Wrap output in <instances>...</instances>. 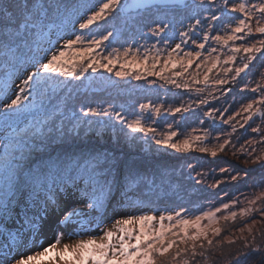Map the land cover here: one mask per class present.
I'll list each match as a JSON object with an SVG mask.
<instances>
[{
  "label": "snow or ice",
  "instance_id": "1",
  "mask_svg": "<svg viewBox=\"0 0 264 264\" xmlns=\"http://www.w3.org/2000/svg\"><path fill=\"white\" fill-rule=\"evenodd\" d=\"M204 3L211 5L215 0H199V4ZM142 6V3L136 5ZM123 7L121 0H98L87 8L84 4L70 0H0V66L24 69L23 78L17 77L20 79L17 90L10 89L8 81H5L0 89L4 93L3 102L0 104V264H158V261L159 264H190V259L194 260L197 255L204 256L203 251L197 250L204 249L205 242L208 246L213 245L210 234L220 236L222 229L213 225L218 224L221 219L235 220L238 214L236 211H230L237 203L236 200L192 215H188L184 209L162 210L159 215L152 210L137 209L128 212L123 207L127 203L125 200L120 201L117 207H112L113 199L110 193L116 186L119 166L124 162L114 155L110 156L95 149L88 152L81 150L78 155L69 157L67 162L59 157L49 158L40 166L33 167L30 156L37 147L33 141L44 143L46 134L43 127H47L49 132H64L63 127L55 128L54 112H49L45 106V100L49 104L52 101L49 91L54 92L59 86L54 82L55 77H48L46 74L79 80L89 70L97 72L104 69L113 73L114 67L118 65L119 70L114 72L116 77L134 75L135 79L140 80L145 78L146 73L158 76L177 88H187L189 85L179 83L177 78H183L187 74L196 84L208 86L210 74L219 67L224 76L212 77V84L223 86L230 81L236 83L238 78H246L250 66H254V61L258 60L257 54L264 56V0H259L258 3L223 0L208 20V28L211 29V21H220L223 17L226 21L221 29L223 34L217 32L210 36L205 30L203 42L191 39L197 51H187L181 56L182 45L176 43L166 59H162L159 51L152 55L146 50L141 56L138 49L134 51L131 47L122 50L112 48L111 52L98 59L97 49L104 46L114 35L113 31H107V34L90 33L87 41L80 34L72 38L67 31L69 23L73 27L78 25L80 30H88ZM81 9L84 11L81 12ZM200 24L201 20L197 19L195 25H190L189 28L191 30ZM169 27L166 23L158 24L149 31L154 36H159ZM55 29L64 30V36L67 38H63L62 44L59 40H51ZM255 34H259L260 38H256ZM179 36L182 43L188 42L189 32L181 31ZM210 39L228 49L223 53V59L220 55L212 56L213 52H217V48H211L208 55L202 58L200 50H205L206 42ZM44 41H47L46 47L42 46ZM238 41L241 43H237ZM164 43L167 44L168 41L165 40ZM161 60L162 64L158 68L157 64ZM142 61L145 65H150L144 67L143 71L138 67ZM194 61H199L195 64L198 71L192 73L189 69L193 67ZM261 67H264V62ZM170 68L171 75H166ZM228 74H231L230 80ZM6 75L10 80L12 74ZM259 75L261 81L256 82L255 87L250 83L243 84L241 91L246 90L252 95L244 97L246 102H241L240 109L228 115L227 119H223L227 108L223 111L213 108L205 113L207 117L212 118L214 113L219 111L224 124H229L239 116L243 120L241 128L248 125L253 133L259 134V139L247 140L240 146V151L246 153L247 158L243 161L245 164L264 162V147L259 150L256 147L264 145V72ZM8 91H12L11 97L7 95ZM202 91L204 89H197V92ZM37 100L38 109L44 113V118L36 123L42 124L43 127L36 128L32 135L24 129H13L9 132V121L13 116H19L22 102L29 101V105L24 106L25 110H28L30 106H36L33 102ZM199 103L206 104L207 100L201 99ZM161 107L140 105L142 111L150 109L157 116L160 115ZM169 111L180 113L188 109L181 106ZM81 112L84 116H114L132 132L151 135L156 145H165L177 152H187L194 148L215 157L218 152H224L231 143L228 138L219 142L220 136L215 137L216 144L205 143L211 135L208 130H205L202 136L186 135L177 142H173V138L178 135L176 131H170L157 139L156 129L145 124L141 117L127 120L119 111L112 110L111 106L88 107L86 111L82 108ZM256 116L261 118V124L253 126ZM250 121L252 123H249ZM236 123L231 125L233 132L236 131ZM17 152L19 155H16ZM232 154L236 155L235 152ZM261 167L264 168V163H261ZM133 169L134 166L129 167L128 179L138 181L140 174ZM114 170L117 176L109 180ZM220 171L227 172L228 169L221 168ZM50 175L53 177L54 188L47 185ZM244 175L246 177L248 173L245 172ZM240 178L239 172L230 176L232 181ZM221 182L217 180L209 186L216 187ZM24 185L33 188L39 186L50 193L42 198L43 204H37L31 215L28 211L21 215L17 210L21 200L16 201V208L11 206L10 197L20 192ZM261 185H264V176L253 186ZM62 192L69 196V201L64 200ZM76 196L79 198L71 199ZM257 201L264 202V191L249 199L248 203L255 205ZM252 210L242 208L239 214L247 215ZM110 211L112 216L108 215ZM221 212H227V215L218 216ZM204 221H207V224ZM46 228L51 229L53 234L45 244L42 241L45 239ZM240 231L243 232L244 229ZM248 231L251 232V229ZM65 239L69 242H63ZM229 243L234 241L230 239ZM243 249L247 251L236 253V264H239L241 258L252 255L256 258L249 264H264V242L257 243L256 237L252 236L250 240H244Z\"/></svg>",
  "mask_w": 264,
  "mask_h": 264
},
{
  "label": "rangeland",
  "instance_id": "2",
  "mask_svg": "<svg viewBox=\"0 0 264 264\" xmlns=\"http://www.w3.org/2000/svg\"><path fill=\"white\" fill-rule=\"evenodd\" d=\"M81 1L87 2V7H90L92 4L97 3L96 0H76L75 3L79 4ZM124 0H121V3H123ZM236 2H239V0H236ZM245 2L250 3H258L259 0H245ZM223 3V0H215L214 4H199V0H192L191 3L184 8H177V7H161V8H153L152 10H142L135 14H123L121 12V8H118L114 13H111L106 17L104 21H99L97 24H94L90 27L88 30H83L82 34L85 38V41H87L90 36V33H103L107 34V31H113L114 35L109 38L108 41L104 43V46L97 49V58L99 59L103 55H107L109 52H111L112 48H120L121 50L125 47H131L133 50H139V54L141 56L144 55L145 51H150V54L155 55L157 51H159L162 59H166L168 52L172 47L175 46L176 43H181V52L180 55L182 56L184 52L187 51H197L195 45L191 43V39H196L197 42H203V31L207 30L209 32V35H215L217 32L220 34H223V31H221L223 27V23H226L224 21V18L221 17L220 21H211L212 28H208V20L210 15L215 12L217 8L220 7V5ZM86 7V8H87ZM84 10V9H83ZM165 11L180 13V16L178 15L176 18L172 19H166L163 20L162 24H168L170 23L169 29H166L165 32L161 33L159 36H154L149 29L156 27L158 24H151L145 31L146 28L143 26V22L148 21V23H151V21H154L155 19H152L154 12V15L156 18L159 17L160 13ZM216 14L219 16L220 13L216 12ZM144 15V16H142ZM236 15V14H232ZM182 20V24L180 21ZM201 20L200 25H196L194 28L190 30V25H195L196 20ZM162 21V20H161ZM192 21V22H190ZM181 31L189 32V38L187 43H182L181 38L179 36V33ZM256 38H260L259 34H255ZM251 40L252 38H248ZM167 40L168 43L165 44L164 41ZM241 43V42H237ZM211 48H217V52H213L212 56L220 55L223 59V53H226L228 51L227 48H222L220 45L216 44L211 39L206 42L205 50H200L202 52V58L208 55V52ZM242 55V53H241ZM259 55V54H257ZM264 61V56H259L258 60ZM254 61V66H250L249 71H254L256 69V65ZM199 63V61H194L193 67L189 69L190 72L195 73L198 71L195 67V64ZM237 63H239V56L237 58ZM162 64V60L158 62L157 67L159 68ZM150 65H145L142 61L141 64L138 66L141 71H143V68ZM227 67V65L225 66ZM119 70V66L117 65L113 69V73H108L104 69H99L97 72H92L89 70L87 73H84L80 80H84V85H74L72 88V91L66 90L67 84L71 81H77V79L71 78V77H63V76H55V74H46L48 77H55L54 82L59 84V86L55 89L54 92L49 91V96L52 97V101L49 104L47 100H45V106L49 110V112H54L53 119L55 121V128H61L64 127V123L68 122L67 119L69 116L73 119V121L70 123V125L77 126L80 123H85L88 125H92V122L96 121L100 128H108V126H111L113 129L116 127H113L115 123H105L103 120H98L100 116L96 115H88L84 116L82 113L74 116V112L80 111L84 106L83 103L79 104V106H76L77 101L74 95H77L78 92L84 91L81 95H87L90 96L88 93H91L93 89L96 87H99L101 89L107 90L110 95H118L121 94L122 96H125L129 98V100H126L122 104V101H119V104L116 106H111L112 110L119 111L122 116H124L127 120L135 119L136 117H141L142 121L150 125L152 128L156 129V138H162L163 135L167 134L170 131H176L178 135L173 138V142H177L178 140L183 139L186 135L196 136L200 135L202 136L205 130H208L211 135L208 138V141H205V143H211L216 144L217 140L215 139L216 136H220V141L223 142V139L228 138L231 140V143L226 147V150L224 152H218L215 157L220 156L222 160H226L230 162L232 160L233 162H239V153L246 154L244 152L240 151V146L242 144H245V141L250 139H259V134L253 133L251 131V128L248 127V125H245L244 128L240 127V124L243 123V120L241 117H236L234 121H231L229 124H224L222 122V118L218 112H215L212 118H209L205 115L207 111L210 109H217L220 111H223V109L227 108L230 104L226 101V98L223 97L225 95L224 93L227 92L230 88L228 86H225L221 89L222 86H217L212 84V77L215 76H221L223 77V72L220 70L219 67L213 70V72L210 74L209 84L208 86H205L204 84H196L190 76L185 74L183 78H177L179 83H186L189 85V87L184 88L180 87L177 88L174 84L167 83L165 80L160 79L158 76H150L144 73V77L140 80H137L134 78V75H129L125 78H119L114 75V72ZM176 71H179L180 69H175ZM34 71V70H32ZM172 69L170 68L165 74L171 75ZM260 72H264V68L259 70ZM242 76L244 74H241ZM231 77V76H230ZM0 76V84L7 81L8 78L5 77L1 80ZM202 78V77H201ZM239 79V78H238ZM230 80V78H229ZM62 81V83H60ZM261 78L260 75L258 76L256 81L249 82L252 87H255L256 82H260ZM197 89H204L202 92H197ZM101 91V92H103ZM211 92V95L209 93ZM248 96H251L252 94L250 92H246ZM95 92H92L91 95H94ZM32 98L30 97L29 100ZM114 99V98H113ZM135 103L134 106H131V100ZM201 99H206V104H200L199 101ZM239 99V98H238ZM118 99H116L117 102ZM235 102V98H233ZM237 101V100H236ZM241 102H246V100L242 99L239 102H236L237 105L231 110L223 113V119H227L228 115L233 114L235 111L240 109ZM36 106H30L28 110H25L24 106L29 105V101H23L21 106V112L18 117L22 116V113H25V115H31L33 111L36 112V116L30 117L29 119L23 120L18 126H16V131L18 130V127L20 126V129H27L31 130L34 129V132L36 131V128L43 127L42 124H37L36 121L40 120L43 121L44 113L39 111L38 105L39 100L33 102ZM110 103H113V101H110L109 104H105L102 106V108H109L107 105H111ZM224 103V104H223ZM233 103V102H232ZM141 104H151L153 107H161L160 115H156L154 112L149 110H141L140 105ZM98 104L88 105L91 107H96ZM129 105V106H128ZM128 106V107H127ZM187 108L188 111H182L180 113H173L169 111V109H174L176 107ZM116 108V109H114ZM86 111V110H85ZM72 114V115H70ZM67 115V116H65ZM245 115V114H242ZM15 117V116H14ZM17 117V116H16ZM112 120L116 121L114 116L110 117ZM13 119V118H12ZM255 126L256 124H261V118L259 116L254 117ZM236 121H239V123H236ZM25 125L23 126V124ZM233 123H236V131H232L231 125ZM249 123H252L251 121ZM120 125H122L120 123ZM169 125H171V128H169ZM125 127H122L121 129L123 132H125L128 136H136L138 139L141 140V147L143 149V153H146L144 156H147L145 160L148 158L155 157L156 155H161L164 157H170L178 160H182V163L178 166V168H185L187 170V174L182 177H186L187 179L186 184H188V180H193L196 182H200L201 180H204V191H208V194H213L209 196H202L200 198H197L198 200L190 203L187 202L186 198H183L178 200L174 204V206L167 204L166 208H162L161 202H159V206L157 210H153V208H150L148 210H152L157 215H159V211L162 210H175L180 211L182 209L187 210L188 215L192 214H199L201 210H209L214 209L215 207H219L222 205V203H230L232 200H236L237 203L230 209V211H236L238 214L235 218V220L229 219L230 223H232L231 229L227 228L226 232L223 234V239L226 241H229L230 239L233 241L237 240L238 242L244 241L245 239H250L249 237L251 235H254L255 232L259 231L261 228L264 227V207L261 205L262 201H257L255 205H249L248 200L254 198L256 195L260 194L262 191H264L263 186H257L252 187L248 190H245L244 192H236V191H227L226 186L222 185L227 181H230V176L233 174H229V178L226 177V172H221L220 169H228L231 164H229L228 167H208L207 162H211L212 157L210 154H186L183 156V158L178 157V153L176 150L168 148L165 145H156L155 141L153 140L151 135H145L143 133L139 132H132L126 127V124H124ZM264 126V125H262ZM13 127V125H12ZM13 128L10 131H12ZM29 130V131H30ZM245 130L244 133L242 131ZM44 133L49 132L47 127H43ZM29 135H32L33 132H28ZM230 134V135H229ZM38 140L36 141V145H38ZM247 147V145H245ZM257 149L264 147V145H257ZM195 150L194 148L192 150H189L187 152H191ZM235 152L237 155L234 156L232 153ZM55 154V153H54ZM17 155V153H16ZM177 156V157H176ZM199 157L201 159H206V161L198 160L195 162H188L184 164V161L186 159H192ZM177 160V161H178ZM198 162V163H197ZM227 162V163H228ZM191 165L192 167H189ZM197 173H201L202 175H197ZM52 176H50L51 178ZM161 176L158 177L157 180H154L153 175L147 180V184L153 185L154 190H151V194L153 195L154 192H160L164 193V190L161 186ZM166 179V178H165ZM50 180H53L50 179ZM167 180V179H166ZM222 181L219 183L216 187H210L209 185H212L215 181ZM193 183V182H191ZM175 186H177L175 184ZM156 189H159L156 191ZM213 190H218L219 193L215 194ZM243 193V194H242ZM62 194V193H61ZM216 195V196H214ZM187 196V195H186ZM69 197L66 199L69 201ZM72 200L77 199L72 197ZM153 199H155L153 197ZM121 201L124 200V198L120 199ZM166 202V201H163ZM33 206H29L28 211L31 213L34 209H31ZM242 208H252L253 210L248 213L247 215H240V209ZM148 210H141V211H148ZM218 216L227 215V212H221L217 214ZM227 220L221 219L218 224H214L213 227H220L222 230L223 228L222 224H225L224 222ZM167 223V222H165ZM205 224H207V221H204ZM110 226V225H109ZM251 229V232L248 231V229ZM240 229H244L243 232L240 231ZM52 230L49 228L45 229V239L42 241L43 243H47L49 239H51L52 236ZM86 238V237H85ZM209 238L213 239L215 236H212L210 234ZM75 239V238H74ZM63 242L67 243L69 242L67 239H65ZM207 244V243H206ZM183 247V245H181ZM35 250V249H33ZM51 264V262H49ZM159 264V261H158Z\"/></svg>",
  "mask_w": 264,
  "mask_h": 264
},
{
  "label": "trees",
  "instance_id": "3",
  "mask_svg": "<svg viewBox=\"0 0 264 264\" xmlns=\"http://www.w3.org/2000/svg\"><path fill=\"white\" fill-rule=\"evenodd\" d=\"M76 0H70V2H75ZM98 2V0H96ZM79 4H84L85 7H87V2L81 1ZM121 10V9H120ZM84 11L81 9V12ZM152 19H155L154 21H151V23H148V21L145 20L143 22V26L146 28L144 31L151 25V24H162L163 20L166 19H172L176 18L178 15L180 16V13H177L176 11L170 12L163 10L159 17L156 18L154 15V12L152 13ZM144 16V15H142ZM162 20V21H161ZM179 25L182 24V20H179ZM192 22V21H190ZM171 23V20H170ZM170 23H168L170 25ZM169 29V28H168ZM67 31L69 32V35L74 38V35L76 34H82L83 30H80L78 28V25L73 27L71 23L67 25ZM53 35H51L52 41L59 40L60 43H63V38H67L64 36V30L63 29H55ZM42 46H47V41L42 42ZM42 55V53H41ZM260 55H258L259 57ZM264 62L261 59L257 62H255L256 69L254 71L248 70V76L244 79H238L236 83H232L231 81L223 85L221 87L224 88L225 86H228L230 89L225 92L223 97L226 98V101L229 100L230 102L227 109L231 111L236 105V102H239L244 97L248 96L247 91H241V88L243 87V84L249 83L251 81H256L259 76V70L264 68L261 67V63ZM29 71L35 70V69H28ZM6 73H11V79L9 80ZM24 75V69L23 68H5L3 66H0V76L2 79L5 77L8 78V83L10 89L17 90V86L20 84V79L23 78ZM224 76V73H223ZM231 74H228V78H230ZM244 76V75H243ZM242 76V77H243ZM19 77L20 79H18ZM261 78V76H260ZM83 79L82 80H71L67 86L66 90L72 91V88L74 85L78 84L83 86ZM5 82L0 84V89L3 88ZM96 87L91 91L95 92L94 95H91V93H88L90 96L87 95H81L84 91L78 92L77 95H74L77 101V105L82 104L83 109L87 110L88 105L98 104L96 107L92 108H102L105 104H109L110 101H113V103H110L111 105L107 106H116L119 104V101H122V104H125L124 102L126 100H129V98L122 96L121 94L118 95H110V93L107 92V90ZM3 91H0V104L3 102ZM8 96H12V91H8ZM114 98V99H113ZM235 98L234 100H232ZM239 98V99H238ZM116 99L117 102H116ZM130 105L134 106L132 102V99ZM237 100V101H236ZM233 102V103H232ZM224 104V103H223ZM129 106V105H128ZM127 106V107H128ZM116 109V108H114ZM81 110L78 112H74V116L81 114ZM72 115V114H70ZM36 112L33 111L31 115H25V113H22L21 117H14L9 121L11 124V127L8 129L11 130L12 128L15 129L18 124L23 122L25 119H29L30 117H35ZM67 116V115H65ZM73 117V116H71ZM69 116L67 119L68 122L64 123V132L63 134L59 131L53 130L52 132H46V138L44 139V143L40 144L38 142L37 147H35L31 153L30 159L33 162V167L40 166L42 162H46L49 158L56 159L60 158L61 160H64L67 162L68 158L75 155H78L81 150L84 152L91 151L93 149L98 151H103L108 153L110 156L114 155L118 160L123 161L124 163L120 165V172L118 175L116 186L112 188V192L110 193L111 198L113 199L112 207H117L120 203V199L124 198L127 203L123 205L124 209L128 212H134L137 209L139 210H148L150 208H153V210H157L159 206V202H161L162 208H166L167 204L174 206L178 200L181 201V199L186 198L187 202L193 203L197 201V198H200L202 196H209L213 194H208V191H204V180H201L200 182H196L193 180H188V184H186V177L187 174H184L187 172V170L184 171L185 168H178V166L182 163V160L170 158V157H164L161 155H156L155 157L147 158V156H144L146 153H143V149L141 147V140L138 139L136 136H128L123 130L122 127H125L123 123H121L119 120H112L111 116H100L98 120H103L105 123H115L113 127H116L113 129L111 126H108V128H100L99 124L94 121L92 122V125H88L85 123H80L77 126L70 125L69 122H72L73 119ZM56 120V119H53ZM120 123L122 125H120ZM13 125V127H12ZM22 125V124H21ZM20 125V126H21ZM25 123L23 124V126ZM20 126L18 127V130H20ZM59 128V127H58ZM74 129V130H73ZM27 132H34V129L27 130L24 129ZM11 132V131H10ZM245 130L242 131L244 133ZM33 143L36 144V141H33ZM227 152V150H226ZM55 153V154H54ZM205 154L196 150H193L191 152H180L178 153V157L183 158L186 154ZM17 155H19V152H17ZM237 155V154H236ZM235 155V156H236ZM176 156V157H177ZM239 157V162H233L230 160V162L226 160H222L220 156L212 158L211 162H207L206 159H201L199 157L192 159H186L184 161V164L188 162H195L198 160L206 161L208 167H228L229 164L230 167H228V171L226 172V177L229 178V174L233 172L232 175H235L236 173H240L241 178L236 181H227L222 185L226 186V190L230 192H244L245 190H248L252 187H254V183L258 182L261 178V176H264V168L261 167V163L264 162H257L256 164H245L243 163L244 159H246V154L239 153L237 155ZM178 160V161H177ZM228 162V163H227ZM198 163V162H197ZM134 166V172H137L140 174V178L138 181H132L128 179V173H129V167ZM27 171V169L25 170ZM247 172L248 175L245 177L244 173ZM153 175L154 180H157L159 176L164 178L161 180V186L164 190V193L160 192H154L153 195L151 194V190H154L153 185L147 184V180ZM51 176V175H50ZM48 178L47 185L49 188H54L53 185V177ZM117 176V173L115 170L113 171L112 176L109 177V180H111L113 177ZM167 180H166V179ZM193 182V183H191ZM175 184L177 186H175ZM264 187V185H261ZM257 187V186H255ZM159 189H156L158 191ZM215 194H218V190H213ZM21 193H23V196L21 197ZM243 194V193H242ZM46 195H50V193L46 192L44 189L40 188L39 186H35L34 188L30 185H24L21 187L20 192H17L14 196L10 197L12 200V207L16 208V201L21 200L18 207V211H20L21 215L25 211H28L29 206H33L31 209L36 208V205H42L43 204V197ZM64 197V200L69 197L67 194L63 193L61 194ZM187 195V196H186ZM216 196V195H214ZM77 199L79 198L76 196ZM74 197V198H76ZM153 197L155 199H153ZM35 201V204H34ZM166 201V202H163ZM27 205V207H25ZM131 205V206H129ZM264 207V202L261 204ZM29 215L31 213L28 211ZM112 212L110 211L108 213L109 216H112ZM122 214V213H121ZM11 222V221H10ZM225 224L223 225V229L221 231L220 236H215L213 238V245L208 246L205 242L204 249H199V251L204 252V256L197 255L194 260L190 259V264H236L235 256L238 251L244 250L243 244L244 241L238 242L237 240H233L234 243H229V241H226L223 239V234L228 230L227 228L231 229L232 223L230 221H225ZM2 227V225H0ZM252 236L256 237L257 243L264 242V227L261 228L259 231L255 232L254 235H251L249 238L251 239ZM248 239V240H250ZM256 257L255 255L241 258L239 261V264H249L251 260H254Z\"/></svg>",
  "mask_w": 264,
  "mask_h": 264
},
{
  "label": "water",
  "instance_id": "4",
  "mask_svg": "<svg viewBox=\"0 0 264 264\" xmlns=\"http://www.w3.org/2000/svg\"><path fill=\"white\" fill-rule=\"evenodd\" d=\"M192 0H124L121 8V12L125 15L135 14L142 10H152L153 8L161 7H177L184 8L187 7ZM143 4L142 7H136L137 4Z\"/></svg>",
  "mask_w": 264,
  "mask_h": 264
}]
</instances>
